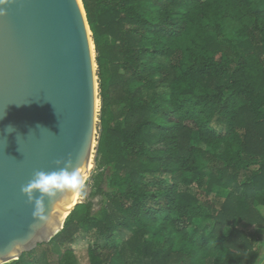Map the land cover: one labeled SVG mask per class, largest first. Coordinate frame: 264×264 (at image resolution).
Here are the masks:
<instances>
[{
    "label": "trees",
    "instance_id": "obj_1",
    "mask_svg": "<svg viewBox=\"0 0 264 264\" xmlns=\"http://www.w3.org/2000/svg\"><path fill=\"white\" fill-rule=\"evenodd\" d=\"M95 45L100 207L10 264H258L264 0H82ZM215 187L228 191L211 197ZM58 249L60 252L56 253Z\"/></svg>",
    "mask_w": 264,
    "mask_h": 264
},
{
    "label": "water",
    "instance_id": "obj_2",
    "mask_svg": "<svg viewBox=\"0 0 264 264\" xmlns=\"http://www.w3.org/2000/svg\"><path fill=\"white\" fill-rule=\"evenodd\" d=\"M0 11V264L49 243L80 201L37 223L22 194L38 170L71 160L86 175L95 145L99 85L82 0H12ZM94 45V54L91 45ZM14 129L11 133L6 129ZM96 167V156L93 169ZM52 206H48L51 215ZM15 242L22 247L10 254Z\"/></svg>",
    "mask_w": 264,
    "mask_h": 264
},
{
    "label": "clouds",
    "instance_id": "obj_3",
    "mask_svg": "<svg viewBox=\"0 0 264 264\" xmlns=\"http://www.w3.org/2000/svg\"><path fill=\"white\" fill-rule=\"evenodd\" d=\"M12 0H0V6L6 8ZM0 15L6 16V11H0ZM13 128L8 127L6 132L11 133ZM56 169L53 171L38 170L32 178L21 187L22 194L27 198L29 205L33 206V218L37 222L32 225V230L39 229L40 224H49L54 219L53 213L58 211L63 204L84 200L87 196V177L82 167L74 168L71 160L56 161ZM52 206L51 215L48 214V206ZM21 242H15L13 250L15 256L21 249Z\"/></svg>",
    "mask_w": 264,
    "mask_h": 264
},
{
    "label": "rangeland",
    "instance_id": "obj_4",
    "mask_svg": "<svg viewBox=\"0 0 264 264\" xmlns=\"http://www.w3.org/2000/svg\"><path fill=\"white\" fill-rule=\"evenodd\" d=\"M96 71H97V66L95 67ZM98 78V77H97ZM101 101L99 100L98 103V108H97V126L99 123V113L101 110ZM98 129H96V134H95V145H94V151H93V160L96 156V148H97V141H98ZM95 168H92V171L89 175V177L87 178V196L84 200H82V203H89L93 209V211H97L100 207V201H101V196L98 194H94L93 188H92V176L94 174ZM228 194V191L220 189L218 187H215L212 191L211 197H217V198H221L224 199ZM264 216V215H263ZM56 253H59L60 251L58 249L55 250ZM75 253L78 259V263L79 264H90L89 262V257H88V253H87V248L86 245L84 243H78L75 246ZM13 262V261H12ZM10 262V263H12Z\"/></svg>",
    "mask_w": 264,
    "mask_h": 264
},
{
    "label": "bare ground",
    "instance_id": "obj_5",
    "mask_svg": "<svg viewBox=\"0 0 264 264\" xmlns=\"http://www.w3.org/2000/svg\"><path fill=\"white\" fill-rule=\"evenodd\" d=\"M79 2H80V0H79ZM91 48L93 49V54H94V45H93V44L91 45ZM98 103H99V101L97 102V106H98ZM92 168H93V158L91 159V163H90L89 168H88V171H87V173H86V177H87V178L89 177V175H90V173H91V171H92ZM80 201H81V200H75L74 204H73V205L68 209V211L65 213L64 217L62 218V221L65 220V217L67 216L69 210H71V209H72L77 203H79Z\"/></svg>",
    "mask_w": 264,
    "mask_h": 264
},
{
    "label": "crops",
    "instance_id": "obj_6",
    "mask_svg": "<svg viewBox=\"0 0 264 264\" xmlns=\"http://www.w3.org/2000/svg\"><path fill=\"white\" fill-rule=\"evenodd\" d=\"M259 210H260L261 214L264 215V207H260ZM258 264H264V242H263V248H262V251L260 254V259H259Z\"/></svg>",
    "mask_w": 264,
    "mask_h": 264
},
{
    "label": "built area",
    "instance_id": "obj_7",
    "mask_svg": "<svg viewBox=\"0 0 264 264\" xmlns=\"http://www.w3.org/2000/svg\"><path fill=\"white\" fill-rule=\"evenodd\" d=\"M2 264H10V263H2Z\"/></svg>",
    "mask_w": 264,
    "mask_h": 264
}]
</instances>
